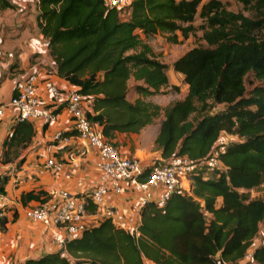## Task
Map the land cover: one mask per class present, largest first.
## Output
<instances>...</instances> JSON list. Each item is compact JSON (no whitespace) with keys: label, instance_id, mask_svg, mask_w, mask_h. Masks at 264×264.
I'll list each match as a JSON object with an SVG mask.
<instances>
[{"label":"trees","instance_id":"1","mask_svg":"<svg viewBox=\"0 0 264 264\" xmlns=\"http://www.w3.org/2000/svg\"><path fill=\"white\" fill-rule=\"evenodd\" d=\"M203 1L131 0L116 9L102 0H37V27L56 74L91 98L86 117L105 138L139 133L162 115L154 144L163 160L187 155L201 163L216 154L223 167L208 173L200 166L191 175V191L173 193L163 207L145 202L133 232L107 217L69 240L64 256L58 251L23 264H240L254 247L264 228V200L251 199L246 190L264 181V0H236L240 11L230 10L228 1ZM13 6L0 0V9ZM197 31L206 45L194 46L172 67L148 43L157 34L180 43ZM171 68L183 75L186 96L163 107L146 100L169 85ZM129 79L140 82L133 86L134 101L128 99ZM217 106L223 108L214 112ZM223 133L240 140L216 153ZM33 135L32 123L18 119L1 161L9 162ZM84 197L86 213L95 214L96 205ZM20 200L43 203L49 196L29 190ZM6 223L3 214L1 232ZM253 260L264 264V241L253 248Z\"/></svg>","mask_w":264,"mask_h":264},{"label":"crops","instance_id":"2","mask_svg":"<svg viewBox=\"0 0 264 264\" xmlns=\"http://www.w3.org/2000/svg\"><path fill=\"white\" fill-rule=\"evenodd\" d=\"M9 1L13 8L0 10V103L12 95L15 79L29 72H36L40 78L51 75L59 88L77 89L56 74L47 40L37 27V0ZM171 70L176 78H183L182 74ZM42 94L48 102L46 92ZM16 121V111L9 110L0 126V208L5 209L7 217L6 229L0 231V264H23L28 259L61 250L52 242L50 229L26 217L25 210L39 202L32 200L24 205L20 200L22 192L43 190L50 200L56 199L61 190L82 196L95 187L99 178L97 153L78 137L64 106L58 109L56 122L49 125L32 122L34 135L29 145L18 147L9 154V162H2L4 142ZM160 121L146 125L139 133L114 132L107 139L125 155L137 157L144 165H149L162 159L154 144ZM58 131L67 139L54 141L52 137ZM52 158L61 163L57 170L45 167L47 160ZM191 186L189 184L190 189ZM155 195L152 191L109 193L96 213L88 215L89 225L111 217L117 226L133 232L140 223L139 211L145 199Z\"/></svg>","mask_w":264,"mask_h":264},{"label":"built area","instance_id":"3","mask_svg":"<svg viewBox=\"0 0 264 264\" xmlns=\"http://www.w3.org/2000/svg\"><path fill=\"white\" fill-rule=\"evenodd\" d=\"M130 1L102 0L106 7L116 9L125 8ZM42 91L46 92L48 102L43 97ZM61 106L68 110L78 137L95 149L96 165L99 170L97 183L89 193L80 196L61 190L57 193L56 199H49L25 210L28 219L51 230L52 242L61 248L62 256L66 243L79 237L89 226L87 219L89 214L85 211V195H88L96 208H99L104 203V197L109 193L119 195L125 190L133 193L152 191L156 193L155 197L147 198L145 202L154 201L158 207H163L173 193L191 191L189 187V184L192 185L191 175L196 173L200 166L209 165L217 169L223 167L216 154L201 163L187 155H177L144 165L139 158L122 153L100 133L97 125L87 119V112L92 110L91 98L79 94L77 89L59 88L51 75L40 78L36 72L19 75L15 79L12 95L7 101L0 103V126L9 110L16 111L17 120H27L31 123L40 121L49 125L56 122L57 111ZM52 139L61 141L67 138L62 131H58ZM59 166L61 163L53 158L45 163L48 169L57 170ZM146 167H149V171L145 179L141 180L139 176ZM3 214L4 212L1 211L0 216ZM248 260H253V249H250L241 261ZM219 264L229 263L220 261Z\"/></svg>","mask_w":264,"mask_h":264},{"label":"rangeland","instance_id":"4","mask_svg":"<svg viewBox=\"0 0 264 264\" xmlns=\"http://www.w3.org/2000/svg\"><path fill=\"white\" fill-rule=\"evenodd\" d=\"M208 0H204L203 2H206ZM222 1H228L229 2V9L233 11H240L243 9V6L237 2L236 0H222ZM1 10V9H0ZM246 15H251L250 12L244 11ZM203 23V20L200 18L199 15H197L195 24L196 25H201ZM168 34H157L154 37H151L148 40V43L151 45L153 53L157 57L158 60H160L163 63H167L170 67H172L173 63L180 58L183 54H185L188 50L193 48L196 45H201L206 43L204 40L201 39L202 36V31H197L195 34H192L188 39H182V42L180 43H173L168 40ZM170 70V69H169ZM169 77V85L167 87H163L160 89V92L156 95H152L149 97H146V100L152 101L154 103L159 104L160 106H166L170 104L171 102H174L176 100L183 99L186 94L188 88L186 87L183 78L179 77L176 78L174 75L175 73L171 70L168 71ZM137 83L133 79L128 80V85L130 87L129 93H128V99L131 101H134L138 95L133 91V86ZM178 85L179 89H175L173 86ZM254 85L248 84V89L253 88ZM220 108H223V106H217L216 109L213 111H217ZM162 119V115H160L155 122H159ZM154 122V123H155ZM240 138L237 135H231L227 133H223L221 138L219 139V142L216 147V153H220L222 150H224L225 146L228 145L229 143L239 141ZM112 144H114L111 140L108 139ZM115 145V144H114ZM116 146V145H115ZM201 169H203L205 172L211 173L212 171L215 170L214 167H211L209 165H202ZM241 191H243L241 189ZM250 194L251 199H263L264 200V181L258 185L257 187L246 190ZM210 216L207 215V218ZM264 241V228L261 227V231L257 238L255 239V243L253 246L255 247L256 245H260ZM252 247V249L254 248ZM242 264H258L257 262L253 260H248V261H240Z\"/></svg>","mask_w":264,"mask_h":264}]
</instances>
